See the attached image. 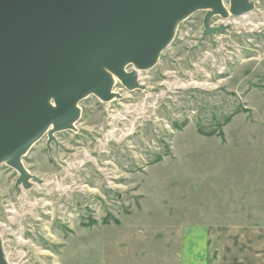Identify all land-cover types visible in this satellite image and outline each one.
<instances>
[{"label": "rangeland", "instance_id": "rangeland-1", "mask_svg": "<svg viewBox=\"0 0 264 264\" xmlns=\"http://www.w3.org/2000/svg\"><path fill=\"white\" fill-rule=\"evenodd\" d=\"M250 3L242 17L214 16L212 37L203 36L206 12L190 15L152 68L127 69L136 90L116 81L112 101H80L72 131L48 147L44 136L22 157L28 188L0 166L5 264H175L174 215L197 205L245 210L252 190L227 187L263 182L264 123L243 110L264 88V0ZM215 185L232 197L216 203Z\"/></svg>", "mask_w": 264, "mask_h": 264}, {"label": "water", "instance_id": "water-1", "mask_svg": "<svg viewBox=\"0 0 264 264\" xmlns=\"http://www.w3.org/2000/svg\"><path fill=\"white\" fill-rule=\"evenodd\" d=\"M206 9L203 36L212 37L211 19L227 18L220 0H0V166L18 173L16 187L31 179L22 155L44 136L48 147L72 131L80 101L114 98L103 69L136 90V74L123 67L152 68L175 22ZM251 9L250 0H230L233 16Z\"/></svg>", "mask_w": 264, "mask_h": 264}, {"label": "crops", "instance_id": "crops-1", "mask_svg": "<svg viewBox=\"0 0 264 264\" xmlns=\"http://www.w3.org/2000/svg\"><path fill=\"white\" fill-rule=\"evenodd\" d=\"M245 103L247 106L243 110L249 111L246 114L261 116L264 123V88L260 92L256 88L248 93ZM236 117L230 119L228 126L232 125ZM220 136L226 138V132L221 131ZM221 149H224L221 151L225 155L227 152L230 155L238 154L239 151L235 147ZM257 168L258 165L252 164V179L259 176ZM262 177L263 182L258 179L256 184H242V181L236 180V183L232 182L227 187L232 193H236L240 185L248 190L245 191L246 194L252 190L247 195V206H242L245 210L241 211L238 207L239 215L236 211L229 210L226 213L215 212L214 209L209 212L205 205L190 206L181 217L174 215L177 218L175 223H178L174 230L179 238V250L174 256L175 264H264V164ZM214 188L220 193L213 198L216 203L222 201L226 195L231 196L229 191L219 185ZM252 198L260 200L257 204L258 210L252 205Z\"/></svg>", "mask_w": 264, "mask_h": 264}, {"label": "bare ground", "instance_id": "bare-ground-1", "mask_svg": "<svg viewBox=\"0 0 264 264\" xmlns=\"http://www.w3.org/2000/svg\"><path fill=\"white\" fill-rule=\"evenodd\" d=\"M220 2H221V5H222V8H224V10H226V17L228 18V17H230V11L229 10H227V9H225V7H224V5H223V2H222V0H220ZM204 12H207V11H210V9H206V10H203ZM247 14V13H246ZM245 15V14H244ZM216 16H220V15H216ZM243 16V15H242ZM241 16V17H242ZM186 19V17L184 18V19H182L181 21H178V22H175V24H174V32L177 30V27L181 24V22H183L184 20ZM160 55V54H159ZM158 55V56H159ZM129 67H132L133 69H135L133 66H132V64H127V65H125L124 67H123V71H124V73H128V71H127V69L129 68ZM104 70V73H105V75L107 76V77H109L110 78V80H111V82H112V87L115 85V83H116V81H117V78L110 72V71H108V70H106V69H103ZM139 71V70H138ZM111 94H112V92H111ZM113 95V94H112ZM112 100H113V98H112ZM111 100V101H112ZM50 107L52 108V109H54V106L53 105H50ZM26 154V153H25ZM25 154H23L22 156H24Z\"/></svg>", "mask_w": 264, "mask_h": 264}, {"label": "trees", "instance_id": "trees-1", "mask_svg": "<svg viewBox=\"0 0 264 264\" xmlns=\"http://www.w3.org/2000/svg\"><path fill=\"white\" fill-rule=\"evenodd\" d=\"M214 134H207V136H213ZM104 224H107V221H103Z\"/></svg>", "mask_w": 264, "mask_h": 264}]
</instances>
